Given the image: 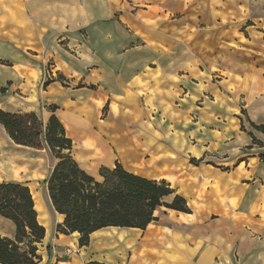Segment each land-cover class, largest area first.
<instances>
[{
	"label": "crops",
	"instance_id": "1",
	"mask_svg": "<svg viewBox=\"0 0 264 264\" xmlns=\"http://www.w3.org/2000/svg\"><path fill=\"white\" fill-rule=\"evenodd\" d=\"M220 2L210 30L190 32L202 41H188L183 24L174 35L162 14L127 12L122 0H0V110L34 112L44 128L55 115L88 174L100 180L120 162L166 180L175 193L163 202L178 194L191 209L159 206L146 229L103 228L80 247L78 233L58 231L45 136L41 149L19 145L0 124V183L28 185L46 229L37 264H264V132L252 126H264V0ZM223 20L244 28L243 41L217 40ZM173 86L188 101L180 117L160 102ZM15 234L0 215V235Z\"/></svg>",
	"mask_w": 264,
	"mask_h": 264
},
{
	"label": "trees",
	"instance_id": "2",
	"mask_svg": "<svg viewBox=\"0 0 264 264\" xmlns=\"http://www.w3.org/2000/svg\"><path fill=\"white\" fill-rule=\"evenodd\" d=\"M0 124L19 145L41 149L45 136L57 159L45 183L55 210L65 216L58 231L67 235L78 233L80 247L89 245L91 234L103 228L146 229L156 219L155 210L162 205L184 213L191 212L186 199L178 194L171 203L163 202L164 197L175 193L169 182L131 173L120 162H116L113 168L102 167L100 180L88 174L72 157V141L55 115L49 118L44 128L34 112L0 110ZM252 126L264 132V126ZM0 215L12 220L16 227L14 239L0 235V263L37 264L41 259L37 244L44 239L46 229L38 221L28 185L0 183ZM86 264L106 263L89 261Z\"/></svg>",
	"mask_w": 264,
	"mask_h": 264
},
{
	"label": "rangeland",
	"instance_id": "3",
	"mask_svg": "<svg viewBox=\"0 0 264 264\" xmlns=\"http://www.w3.org/2000/svg\"><path fill=\"white\" fill-rule=\"evenodd\" d=\"M122 2L125 3L126 8L125 10L127 12H132L136 13L137 11L140 12V14L144 13V10H150V11H155L158 12L159 14H162V18L159 20H163L167 22L169 25L173 24L174 26H171L167 28L168 32H173L174 35L176 33V27L175 25L178 24L182 25L185 30V34L183 35V38H186L188 41H198V39H202L198 34L193 36L191 33L192 32H203L205 28L210 27L211 19L210 17L214 12H216L215 9L217 7H222L223 3H216L218 0H183L182 7L181 4L176 2L175 0H122ZM166 12V13H165ZM218 14V12L216 13ZM220 14V13H219ZM142 18V17H141ZM146 22H149V20H144ZM231 22V21H230ZM229 21L223 20L221 25H226L227 29L225 27L221 28L220 31L222 30L221 37L217 38L219 41H223V35L225 34L226 36H230L233 34L234 38H241L243 41V38L246 35V32L244 31V28H238V26L235 25V23L232 21V24H228ZM159 26V25H157ZM217 27V24L215 25ZM215 30L217 28H214ZM203 30V31H202ZM210 30V28L208 29ZM190 33L189 35L187 33ZM238 32H243V34H239ZM179 37H181V34H177ZM211 38V36H209ZM215 38V35L213 39ZM221 38V39H220ZM199 40V41H200ZM202 41V40H201ZM206 40H203L205 42ZM235 44V43H234ZM179 91V90H178ZM181 93V92H180ZM191 96V94H190ZM181 95L177 94V89L176 87H172V89L167 93L166 98L162 97L161 99V104L164 107L163 114H168L173 117H180V115L177 113L178 108H181L186 104L188 101H182L181 100ZM190 97L188 96L187 99ZM156 102L158 104V97H155L154 94L150 100H148L147 103H145L146 106L152 107L151 113H154V109L156 110ZM159 102V103H160ZM182 103V104H181ZM108 108L105 109V114L107 113ZM155 114V113H154ZM244 116V115H243ZM188 122L190 123L191 120L189 118H186ZM127 126L129 128L132 126L131 123H127ZM201 125L199 124L198 127ZM247 127L249 129L251 128L250 124H247ZM174 129V128H172ZM134 131V130H132ZM174 131V130H173ZM195 134V133H193ZM252 144H256V146L260 145V142L253 137L251 140ZM67 152V151H66ZM127 157V156H126Z\"/></svg>",
	"mask_w": 264,
	"mask_h": 264
},
{
	"label": "built area",
	"instance_id": "4",
	"mask_svg": "<svg viewBox=\"0 0 264 264\" xmlns=\"http://www.w3.org/2000/svg\"><path fill=\"white\" fill-rule=\"evenodd\" d=\"M45 77L47 78V81H48V79H50V77H51V72H50L48 69L46 70Z\"/></svg>",
	"mask_w": 264,
	"mask_h": 264
}]
</instances>
